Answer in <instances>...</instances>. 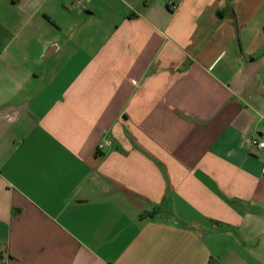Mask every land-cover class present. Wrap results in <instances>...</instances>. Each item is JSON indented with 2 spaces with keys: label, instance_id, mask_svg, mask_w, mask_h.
Wrapping results in <instances>:
<instances>
[{
  "label": "crops",
  "instance_id": "0c3cea01",
  "mask_svg": "<svg viewBox=\"0 0 264 264\" xmlns=\"http://www.w3.org/2000/svg\"><path fill=\"white\" fill-rule=\"evenodd\" d=\"M255 139L264 0H0V264H264Z\"/></svg>",
  "mask_w": 264,
  "mask_h": 264
},
{
  "label": "built area",
  "instance_id": "2783aa9c",
  "mask_svg": "<svg viewBox=\"0 0 264 264\" xmlns=\"http://www.w3.org/2000/svg\"><path fill=\"white\" fill-rule=\"evenodd\" d=\"M252 144H253V147H255V148L264 149V142H262V141H259V140L255 139V140H253ZM110 145H111L110 142H104V143H102V144H100L98 146L97 151L98 152H103L105 150V148L109 147Z\"/></svg>",
  "mask_w": 264,
  "mask_h": 264
}]
</instances>
